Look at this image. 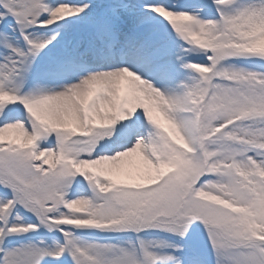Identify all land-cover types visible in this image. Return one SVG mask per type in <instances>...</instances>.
Returning a JSON list of instances; mask_svg holds the SVG:
<instances>
[{"label":"snow or ice","instance_id":"snow-or-ice-1","mask_svg":"<svg viewBox=\"0 0 264 264\" xmlns=\"http://www.w3.org/2000/svg\"><path fill=\"white\" fill-rule=\"evenodd\" d=\"M0 264H264V0H0Z\"/></svg>","mask_w":264,"mask_h":264}]
</instances>
